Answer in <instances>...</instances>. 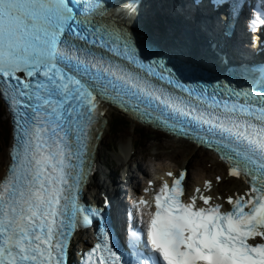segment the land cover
Segmentation results:
<instances>
[{"label":"snow or ice","instance_id":"snow-or-ice-1","mask_svg":"<svg viewBox=\"0 0 264 264\" xmlns=\"http://www.w3.org/2000/svg\"><path fill=\"white\" fill-rule=\"evenodd\" d=\"M209 8L231 15L239 4L141 0L116 12L107 0H0V99L15 125L0 176V264H71L72 237L95 218L99 237L82 264H264V78L258 89L182 83L193 66L178 63L174 72L148 59L160 53L133 33L152 9L208 30ZM249 26L264 28V4ZM105 105L215 147L248 190L227 197V207L209 195L185 199L181 171L160 184L154 210L129 226L121 250L104 210L80 201ZM140 205L152 207L143 198Z\"/></svg>","mask_w":264,"mask_h":264},{"label":"rangeland","instance_id":"rangeland-1","mask_svg":"<svg viewBox=\"0 0 264 264\" xmlns=\"http://www.w3.org/2000/svg\"><path fill=\"white\" fill-rule=\"evenodd\" d=\"M7 115H6L5 107L4 106L2 107V104L0 103V167H2V165L4 164L5 157H6V147L8 145V141H9V139L6 138L7 134L10 132V128H9L10 125H9V120H8ZM131 127H132V124L127 123L126 126L124 125L123 129H120L119 132L114 133L112 137L107 136L105 140L106 141H112V143H113V140L115 138H117V140L119 141L124 137V135H126L128 133V131L131 130ZM5 135H6V137H5ZM148 135H149V131L142 129L139 132L137 131L132 136L136 139L137 142H140L143 136H145L147 138ZM156 139H158V140H156ZM143 141H144V139H143ZM158 141L160 142V145L166 144L169 142V141L164 140V138H162V137L154 135L153 141L146 140L144 142V145H148V144L158 142ZM185 145H187V144H185ZM160 147H162V146H160ZM169 147H173V144H170ZM105 152L106 151L104 150L103 155H102V157H104L103 162L104 163H107V162L111 163L110 158L105 155ZM143 152L144 151H142V153ZM178 152L187 153L188 150L185 148L176 149L174 147L170 153H163L160 157V160H158V157L154 156L152 153H149L148 156H146V157H144L143 154L140 153V155H142V156L134 158L133 160H130V161H127L126 157L123 156L120 159V162L122 163V165H115L114 166L112 164L113 167L111 166V168H116V169L122 168L124 171H128L130 169V171H129L130 173L131 172L137 173L138 169H139L138 168L139 163L146 166V169L151 170V171H154V169L156 167H159L161 164L168 165L171 167H175L176 166L175 162H177V159H178V158H176V156H177L176 153H178ZM193 155L195 157H197V159H195V160L202 159V155L200 154V152H197L194 149H192V151L190 153V157H192ZM156 162H160V163H156ZM198 163L199 162H197V164ZM189 169H191L190 175L195 178L198 175H205L204 174L205 171L213 170L214 168L211 167V163H207V164L205 163V164H203L202 167L197 165V166H194L192 168L190 167Z\"/></svg>","mask_w":264,"mask_h":264},{"label":"bare ground","instance_id":"bare-ground-1","mask_svg":"<svg viewBox=\"0 0 264 264\" xmlns=\"http://www.w3.org/2000/svg\"><path fill=\"white\" fill-rule=\"evenodd\" d=\"M107 123L101 128L102 131H103V136L105 134H107V132L110 130V127H111V121H112V113L110 112L109 113V116H108V119H107ZM132 132V131H130ZM125 139H121V145H120V149L122 151V153H124L126 156L128 155H131L130 151L132 149V146L134 145L133 143L135 142V138L132 136V134H126V136H124ZM176 142V139L175 138H170V143H174ZM114 147H116V143L114 141V144H113ZM8 151H9V146L7 147V151H6V158H5V161H4V165L2 167V171H5V165L9 159V156H8ZM122 153H120V157H122ZM130 153V154H129ZM190 154V152L188 151L187 153H183L181 156L178 157L177 159V166L178 168H181V167H187V165H191L193 166L195 163L197 164V161L196 160H191L190 157H188ZM208 156L211 157V154L208 153ZM200 166H203L204 164V159H201L198 163ZM142 166V164H141ZM220 167V165H218L216 162H215V170L216 172H219L218 168ZM164 169H167V168H163ZM222 169H220L221 171ZM212 171V170H211ZM210 172V171H209ZM212 172H215V171H212ZM225 172V171H224ZM226 173V172H225ZM225 173L223 175H225ZM192 180V183H197L198 182V178H195V179H191ZM200 181V180H199ZM231 183H234L236 185H240L241 182L238 181V180H229L228 183H222L223 185L225 186H228L229 184ZM99 184V183H98ZM99 186L101 187V189H103V187L101 186V184H99ZM222 191V187L220 184H218L216 187H215V190L214 192L218 193Z\"/></svg>","mask_w":264,"mask_h":264},{"label":"water","instance_id":"water-1","mask_svg":"<svg viewBox=\"0 0 264 264\" xmlns=\"http://www.w3.org/2000/svg\"><path fill=\"white\" fill-rule=\"evenodd\" d=\"M169 142H170V141H169ZM171 151H172V150H171ZM168 153H169V152H168ZM182 154H183L182 152H178V153H176V155H177L176 158H178V157L181 156ZM188 157H190V154H189ZM174 158H175V157H174ZM190 159L194 161L195 159H197V157H195V156L193 155L192 157H190ZM199 160H200V159H199ZM177 163H178V162H175V164H177ZM212 166H213V165H212ZM214 168H215V167H214ZM214 170H215V169H214ZM214 170H212V171H214ZM212 171H211V172H212ZM215 171H216V170H215ZM215 173H216V174H219L218 172H215Z\"/></svg>","mask_w":264,"mask_h":264}]
</instances>
